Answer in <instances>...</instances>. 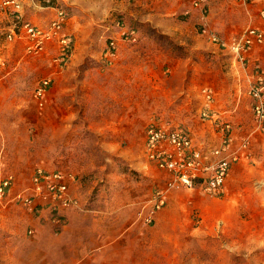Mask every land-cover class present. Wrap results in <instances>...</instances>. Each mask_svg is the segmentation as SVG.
<instances>
[{"label":"rangeland","instance_id":"rangeland-1","mask_svg":"<svg viewBox=\"0 0 264 264\" xmlns=\"http://www.w3.org/2000/svg\"><path fill=\"white\" fill-rule=\"evenodd\" d=\"M50 2L65 11L72 43L62 67L56 42L27 53L23 33L9 41L0 17V178L13 176L12 196L36 167L71 172L79 205L58 222L12 200L0 205V264H264V135L232 166L221 196L171 191L146 220L165 177L143 155L148 124L183 127L212 148L217 133L200 115L199 90L224 98L242 82L231 56L205 44L192 0ZM46 12L50 20L54 9ZM110 40L117 52L108 60ZM45 77L51 87L39 104L34 89ZM237 85L222 105L234 104L232 121L245 133L249 86Z\"/></svg>","mask_w":264,"mask_h":264},{"label":"built area","instance_id":"built-area-1","mask_svg":"<svg viewBox=\"0 0 264 264\" xmlns=\"http://www.w3.org/2000/svg\"><path fill=\"white\" fill-rule=\"evenodd\" d=\"M210 0H192V7L200 14V31L205 38L222 49L231 52L242 64L247 61L250 52L264 42V26L248 27L240 34L228 39L221 38L207 27L206 16ZM247 2L249 0H240ZM43 2L54 9V16L44 27L24 21L21 16L22 0H0V11L13 15L16 24L6 38L10 41L17 37L26 41L27 53L37 54L56 42L58 56L55 60L62 67L72 52L70 36L65 32L66 13L61 7H53L50 0ZM264 17V10L260 11ZM117 52L113 40L108 41L104 55L110 60ZM51 87V78H42L34 89V97L39 104ZM202 108L200 115L208 121L217 133V144L206 149L194 141L190 132L180 126L151 122L146 127L143 155L146 164L164 173V186L154 190L152 205L146 217L166 204L171 191L199 189L210 196L224 193L225 181L232 166L249 159L251 142L264 135V70L254 65V79L249 85L251 128L245 133L239 132V124L212 111L215 94L213 89L205 87L200 91ZM75 175L63 170L36 167L29 184L20 192L11 196L14 178L11 174L0 178V205L14 201L38 217H48L54 222L60 221L63 211L76 208L79 198L72 194ZM32 233V230L28 231Z\"/></svg>","mask_w":264,"mask_h":264},{"label":"crops","instance_id":"crops-1","mask_svg":"<svg viewBox=\"0 0 264 264\" xmlns=\"http://www.w3.org/2000/svg\"><path fill=\"white\" fill-rule=\"evenodd\" d=\"M226 1L227 0H210L208 3V13L206 16V20L209 25V28L212 31L224 33L225 36H229L228 38H230L234 35L240 34L248 27H263L264 26V17L260 15V11L264 10V0H249L247 2H242L240 0H228L232 4L236 5L232 9L229 6H226L227 4ZM47 9H50V7L44 3H41L39 0H22L21 16L23 19L25 11L28 14L31 12L32 14L31 17L34 18L33 21H35L33 22L30 20L31 23L33 22V24H37L41 26V24L49 21L47 19L48 18V15L46 12ZM196 11L198 15H200L199 11L198 10ZM0 17H4L5 19L8 20L7 24H5V26H7L8 31L14 28V25L16 24L14 17L12 18L6 13H2V12H0ZM227 33H230V35H227ZM204 39H205L204 40L205 44L208 47H210L212 51L214 50L223 51L231 56L230 61H231L232 66L230 65V69L232 72H236L237 74H239L240 79L242 80L241 83L240 82L236 83L235 81H232L233 82L232 89L231 90L226 89V91H223L225 95L229 94V96L224 97V98H223V93H221V91L219 90L215 91V89H213L214 94H215V100L213 103L212 111L215 114H219L226 119L232 120V118H235L237 116L234 113L235 112L234 104L231 107H225V106L223 107L222 105L223 100L224 99L228 100L229 98H231V94H233L234 96L237 95V89H238L237 84H242V86L246 85L248 87L250 83L253 81L254 72L250 68L251 67L250 63L261 65L264 68V42L256 46L248 55L247 61L242 64L228 50L218 47L216 44L210 42L207 38H205V36H204ZM205 87L212 89L211 88L212 86L211 87L204 86L203 88ZM201 89L199 90L200 96H201V93H200ZM201 99H202V96H201ZM232 107L233 109H230ZM230 111L232 112V114L230 113ZM208 132L212 135L210 131ZM212 144H213L212 146L216 145L215 142ZM79 188H80V185L78 182H75L72 186V194L78 198H79V192H80ZM67 210L69 209H66L65 211H63L64 216L66 215Z\"/></svg>","mask_w":264,"mask_h":264}]
</instances>
